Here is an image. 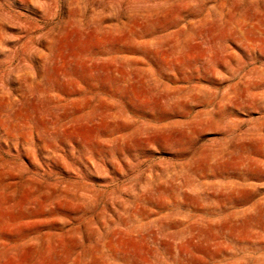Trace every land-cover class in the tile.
Returning <instances> with one entry per match:
<instances>
[{
  "label": "rangeland",
  "instance_id": "1",
  "mask_svg": "<svg viewBox=\"0 0 264 264\" xmlns=\"http://www.w3.org/2000/svg\"><path fill=\"white\" fill-rule=\"evenodd\" d=\"M0 264H264V0H0Z\"/></svg>",
  "mask_w": 264,
  "mask_h": 264
}]
</instances>
